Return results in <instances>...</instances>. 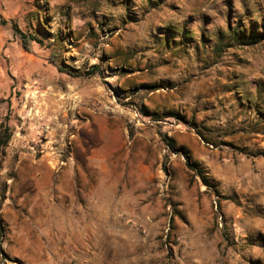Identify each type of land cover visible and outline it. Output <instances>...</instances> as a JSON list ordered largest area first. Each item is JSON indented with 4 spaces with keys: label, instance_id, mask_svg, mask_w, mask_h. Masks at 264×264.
<instances>
[{
    "label": "rangeland",
    "instance_id": "obj_1",
    "mask_svg": "<svg viewBox=\"0 0 264 264\" xmlns=\"http://www.w3.org/2000/svg\"><path fill=\"white\" fill-rule=\"evenodd\" d=\"M0 18V264H264V42L230 33L264 32V0Z\"/></svg>",
    "mask_w": 264,
    "mask_h": 264
},
{
    "label": "trees",
    "instance_id": "obj_2",
    "mask_svg": "<svg viewBox=\"0 0 264 264\" xmlns=\"http://www.w3.org/2000/svg\"><path fill=\"white\" fill-rule=\"evenodd\" d=\"M0 25L5 26V25H7V22L4 19L0 18ZM11 27L14 30V32L20 36L21 45L24 49L27 50L28 44L30 42L40 43L34 36H25V35L21 34L14 25H11ZM230 33L233 35L232 37L236 41L241 43V45L254 46V45H257V44L264 42V32H262V33H253L252 32L249 34H243L240 31H238L237 28H234ZM55 58H56V56H54V59ZM51 61L54 65H56L59 72H66V74H68L70 76H76L75 75L76 72H74L72 70L66 71L62 67L57 65L56 60H51ZM95 73H97V68H93L91 70L90 74H95ZM9 140H10L9 129L5 124H1V126H0V149L5 147L7 145V143L9 142ZM163 141H164L165 145L170 150L174 149V143L169 138L163 136ZM184 157L186 158V165L189 168V170L192 171L193 173H195L196 176L203 179L202 171L199 169L198 165L195 163H191L189 158H188V155L185 154ZM1 235H2V227H1V222H0V236Z\"/></svg>",
    "mask_w": 264,
    "mask_h": 264
}]
</instances>
